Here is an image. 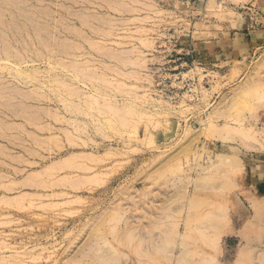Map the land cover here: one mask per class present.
Here are the masks:
<instances>
[{"label":"rangeland","instance_id":"rangeland-1","mask_svg":"<svg viewBox=\"0 0 264 264\" xmlns=\"http://www.w3.org/2000/svg\"><path fill=\"white\" fill-rule=\"evenodd\" d=\"M263 59L264 0H0V264H177L220 202L200 264H264Z\"/></svg>","mask_w":264,"mask_h":264},{"label":"bare ground","instance_id":"bare-ground-1","mask_svg":"<svg viewBox=\"0 0 264 264\" xmlns=\"http://www.w3.org/2000/svg\"><path fill=\"white\" fill-rule=\"evenodd\" d=\"M6 49V48H5ZM5 52V51H4ZM264 65V59L261 63H259L255 69V71L247 77V79L245 80L244 84L240 86L239 88V92L241 91H247L249 92L250 90L253 91L256 90L255 88H259L258 90H260L261 88H264V75L263 73V67ZM73 67V66H72ZM76 69V68H75ZM77 70V69H76ZM76 72V71H75ZM78 73V72H77ZM76 74V73H75ZM80 75V74H79ZM87 76V75H86ZM85 76V77H86ZM89 77V76H87ZM83 78V77H82ZM263 86V87H262ZM251 92V91H250ZM256 92V91H255ZM74 93V91H73ZM254 93V92H253ZM256 94V93H255ZM259 94V93H258ZM240 95V94H239ZM237 95V96H239ZM244 95V94H243ZM245 96V95H244ZM256 96V95H255ZM262 96V95H261ZM236 97V96H235ZM260 97V96H259ZM90 98V97H89ZM254 98V97H253ZM262 98H264L263 96L260 98L262 100ZM92 101V100H90ZM76 107V106H75ZM74 108V106H73ZM72 108V109H73ZM115 110V108H114ZM77 111V110H76ZM214 126L212 125V128ZM232 128V127H231ZM229 126H225L223 131H225V129H227V132L229 131L231 133V131L229 129H231ZM234 128V127H233ZM221 129H213V131H217V130H221ZM236 130V129H235ZM242 130V129H241ZM212 131V132H213ZM221 133H224V132ZM238 131V129H237ZM236 131V132H237ZM242 131H240L241 133ZM218 133V131H217ZM229 133V136H230ZM216 134V133H215ZM233 134V130L232 133ZM239 135V131L238 133H234L233 135ZM245 134H247L245 132ZM221 134H218V136H220ZM224 136V135H223ZM244 136V134L242 133V137ZM246 136V135H245ZM221 137V136H220ZM227 139H229L227 136H225ZM247 137V136H246ZM226 138L222 139L225 140ZM244 138V137H243ZM253 138V137H252ZM246 140V139H245ZM217 156V155H216ZM229 177V176H227ZM223 187L226 188L227 193L232 190L234 187L232 186V184L225 182L223 184ZM242 187V186H241ZM230 194V193H229ZM196 199H193L192 201V205H194L193 207L196 208V205L199 204V206H203L204 205V200H206L205 198H199L195 201ZM261 203L264 204V198L260 201L257 202V205H260ZM198 206V207H199ZM204 207V206H203ZM218 210H214V212H216V215L214 217L213 220H210L208 218V214L210 213H206V211H200V212H195L194 216H189L188 219L186 220V223L189 224L188 226L190 227V229H195L197 231V233H191V231H187L186 233L179 235L180 238L182 239V244L184 246V251L180 254L179 258L177 259V264H193L192 259L193 257H197L196 255H198V257L200 258L199 262L196 264H200L201 262L205 261H209V262H214L216 261L214 255H204L203 251H208L205 248H208L209 250L215 252V253H219V241L222 238V229H225L229 223H230V218L227 215L226 210L224 209L222 203L220 202V204L216 207ZM197 209V208H196ZM192 214V213H191ZM194 214V213H193ZM193 223V225H192ZM204 224H207L208 227L204 228ZM207 229H213L212 232L208 235L205 230ZM245 232V231H243ZM171 234H169L170 236ZM175 238L172 237H167L165 240V244L166 245H171L173 244ZM179 240V238H178ZM193 243V246L195 248H191V242ZM163 243V242H162ZM190 246V247H189ZM179 249V248H178ZM203 249V250H200ZM214 253V254H215ZM201 254V255H200ZM154 255V253H153ZM195 255V256H194ZM204 256V257H203ZM159 262V261H158ZM241 262V260L239 261V263ZM157 264V263H155ZM236 264V263H235Z\"/></svg>","mask_w":264,"mask_h":264},{"label":"crops","instance_id":"crops-1","mask_svg":"<svg viewBox=\"0 0 264 264\" xmlns=\"http://www.w3.org/2000/svg\"><path fill=\"white\" fill-rule=\"evenodd\" d=\"M258 175H252V181H258L257 180ZM264 178V177H263ZM264 182V179H260L257 183L262 186V183ZM251 193V192H250Z\"/></svg>","mask_w":264,"mask_h":264}]
</instances>
